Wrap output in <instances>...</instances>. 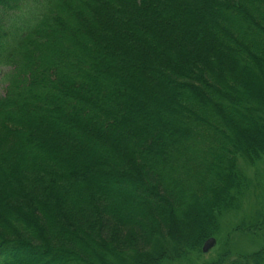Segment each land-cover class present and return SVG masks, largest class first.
<instances>
[{"label":"trees","instance_id":"16d2710c","mask_svg":"<svg viewBox=\"0 0 264 264\" xmlns=\"http://www.w3.org/2000/svg\"><path fill=\"white\" fill-rule=\"evenodd\" d=\"M199 4L195 18L173 0H0V264H161L234 205L240 161L264 155V0ZM102 6L114 45L98 25L82 44L63 36ZM161 15L183 27L172 51L151 29ZM134 67L165 91L156 102H141ZM92 114L113 138L95 137ZM30 122L58 123L67 150L89 147L90 175L74 179L79 167L37 146ZM17 172L58 183L7 197ZM213 264H264V246Z\"/></svg>","mask_w":264,"mask_h":264},{"label":"rangeland","instance_id":"374dc122","mask_svg":"<svg viewBox=\"0 0 264 264\" xmlns=\"http://www.w3.org/2000/svg\"><path fill=\"white\" fill-rule=\"evenodd\" d=\"M193 1L195 2H192L191 0H173L174 9L175 7H179L178 5L179 3L181 4L186 3V6L185 7L183 6L184 7L183 12L186 13L189 11V13L195 16L198 12L197 9L199 8L200 0H193ZM104 8L107 7L102 6L100 9L99 7H97V13L99 14L95 15V13H93L94 14L93 17L92 14L90 16H88L87 14L86 17L80 20V26H82L84 31L81 32L78 30L79 31L78 33L76 31L77 29L75 31L73 30L74 26H67L66 28H64V33L62 32L63 36L66 37V39H70V40H74V38H76L77 39L76 41L82 44L83 40H88L87 37L92 35V32L96 28H98V26H100L101 27L100 29L104 30V33L102 34L110 37L109 40L110 42H113L112 44L114 45L116 43L115 41L119 40L117 37L118 28L113 27L112 26L113 23L108 24L110 18L106 14L105 12L106 9ZM91 11H93V9H91ZM104 17L106 20L103 22ZM159 17L160 19L158 17L156 18L157 24L153 25L151 29H153V32L158 37L157 40L162 41V43L164 41L165 45L168 44L170 50L172 51L173 48L174 49L177 48V41H179L180 38H176V37L182 35L183 27H181L178 20L175 19L169 20V18L163 15ZM180 19H181L180 22H182V20L184 21V18H180ZM106 27H109L110 30H107ZM66 48L64 45V49ZM68 51H69V46H68ZM138 58L143 60L145 59V61H147V64L149 63L148 60H151L150 57H149L150 59H148L145 56L143 57L141 55ZM147 67L148 66H146L144 69H146ZM140 69L142 68L140 67ZM133 70H134L133 71L134 80L132 81V83H134V88L141 97V102L143 103H146L145 101L156 102L157 98L159 97L158 93L165 91L162 90L160 87L157 88L155 82L152 79H148V74L141 73V70H139L137 67H134ZM2 71L3 73H6L9 71V69L7 67H3ZM5 88H6V84L2 85V83H0V97L4 95ZM156 89L157 91H155ZM158 89L160 90L159 92ZM125 114L121 115L119 120L123 121L124 119V122L129 121V118L125 119L127 117L125 116ZM92 117L93 114L87 120V125L93 127L92 128L93 130L95 129L94 132L97 133L95 134V137L99 138L100 141H103V139L106 138H110L111 135H107V132L104 134L98 133L97 125L96 124L93 125L91 122L95 120L92 119ZM77 122L80 126H82L83 123L80 122L81 123L80 124L79 121ZM137 124L140 126L142 123L137 122ZM28 125L29 128L35 130L36 136L34 137L35 139L33 140V142L36 143L37 146L39 147L41 146V148L45 150L47 149V154H50V156L53 159L61 157L63 158L62 160H66V157H69L68 167L70 168L73 169L74 167L77 166L79 167V169H76L72 173L74 176H76L74 177V179H79L82 178V176L87 177L90 175V173L88 174V172L86 171L89 170L90 164H88L87 166L84 165L85 163H89V161L93 159L90 154L89 147L82 146L84 144H81L79 146L77 145V142L75 143L72 141L71 143H69L71 149L67 150L66 147H64L65 142L62 143L63 139L61 138L60 133L58 132L59 130L58 123L47 122L39 125V124H35V122H30ZM116 125L117 123L115 124L114 127L115 132L117 127ZM94 132L92 134L93 136H94ZM80 135H82V133ZM88 135L89 134H86V136ZM111 138H113V136ZM99 139L92 140V142L94 141L93 144L95 146L97 145L99 147V144L101 143ZM141 142L142 140L140 141L135 138L132 143L138 144ZM132 143L126 142L125 144L128 147H130ZM119 145L121 144L119 143ZM63 156H65V159ZM53 165H55V162H53ZM238 171H239L238 174L242 179H241V185L238 184L237 188L233 191L234 197L232 203H234V205L222 206L216 210L215 222L213 223V225L210 224V226L205 227L202 230L201 235L199 236V238L202 240V242L200 240V246H198L199 243L194 244V246L196 245L195 247L198 246V248L188 249L187 253L182 252L183 254L181 253V255L178 258H164L163 260H161V264H213L214 262L219 261L223 257L228 258V257L250 255L260 250L264 246V155L254 164L246 163L244 160L240 161ZM78 172L79 175H76L78 174ZM6 174L7 173H5L4 171L0 172V180H2V182L5 185L10 180ZM54 175L55 174L50 176L48 175L46 176L44 174L39 175L40 177L38 179L42 180L43 182H38L36 184V180L33 179L36 176V174H33V176H31L32 179L28 180L29 176L27 178L25 177V175L17 172L14 181L20 184V187L15 188V190H12L11 193L8 190L5 195L7 197H11L12 195H14V197L16 196V198H20L23 197L21 195L22 193H25L24 191H26L27 189L28 190L31 189V192L36 191L37 189L40 190L45 186L46 184L45 182L47 181H50V184L52 185L56 184L58 183V181L55 180ZM2 177H7V179L3 180ZM38 184H40L41 186L38 187ZM33 185H35V187ZM30 195L26 196L24 194L23 198L27 202H29V199L31 197ZM39 196L41 197V195H38V197ZM45 199L50 200L47 198ZM15 200H17L16 202L20 201L19 199L13 198L9 200V198H7L6 201L4 200L5 202L4 204L8 207L9 202L15 203ZM198 232H200V230H198ZM202 234L203 235L207 234V235L204 236V238H202L203 237ZM210 238H214L216 242L208 252H203L202 250V247L204 246L203 242L205 240L207 241ZM42 262L43 260L35 259L34 261H32V264H44Z\"/></svg>","mask_w":264,"mask_h":264},{"label":"water","instance_id":"95a60500","mask_svg":"<svg viewBox=\"0 0 264 264\" xmlns=\"http://www.w3.org/2000/svg\"><path fill=\"white\" fill-rule=\"evenodd\" d=\"M215 239L214 238H210L208 239L205 243H204V246H203V252H208L215 244Z\"/></svg>","mask_w":264,"mask_h":264},{"label":"bare ground","instance_id":"6f19581e","mask_svg":"<svg viewBox=\"0 0 264 264\" xmlns=\"http://www.w3.org/2000/svg\"><path fill=\"white\" fill-rule=\"evenodd\" d=\"M204 243H205V241H204ZM204 245V244H203Z\"/></svg>","mask_w":264,"mask_h":264}]
</instances>
